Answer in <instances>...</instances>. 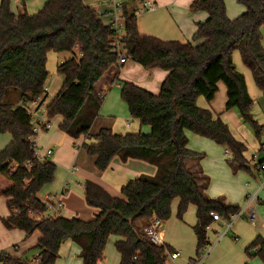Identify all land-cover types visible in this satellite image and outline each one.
Returning a JSON list of instances; mask_svg holds the SVG:
<instances>
[{
	"label": "trees",
	"instance_id": "16d2710c",
	"mask_svg": "<svg viewBox=\"0 0 264 264\" xmlns=\"http://www.w3.org/2000/svg\"><path fill=\"white\" fill-rule=\"evenodd\" d=\"M237 1L245 11L232 19L224 0H194L191 10L205 11L209 17L197 23L192 40L181 41L141 33L136 13L138 0H124L123 43L128 58L147 69L160 68L168 74L157 94L127 80L120 84L130 114L142 125H148L150 133L119 134L112 128H102L95 135L90 134V129L106 95L98 92L95 85L112 67L119 73L123 65L118 63L113 48L112 26L85 0H48L35 14L28 13L25 4L22 12H14L12 0L0 1V134L12 137L0 151V195L9 199L10 216L4 220L8 228L22 229L26 235L40 231L37 264H55L67 239L80 246L83 264H97L112 235L121 238L116 242L120 264H166L174 249L167 244H154L143 231L154 214L168 221L172 204L178 199L177 216L183 219L188 207L195 205L197 222L193 229L199 254L210 242L207 232L214 220L211 212L229 219L241 209L223 199H209L197 174L185 164L186 158L204 156L189 149L187 132L191 131L227 148L234 169L251 171L244 155L245 143L236 139L220 114L198 104L199 97L212 101L219 83L224 82L226 109H237L256 136L261 135L263 125L252 115L254 100L233 53L240 52L264 95V0ZM76 50L79 55L57 66L63 84L47 104L49 118L61 115L64 120L60 129L75 140L83 135L95 140L84 142L82 147L96 158L101 171L116 155L123 160L143 159L157 166L154 176L141 175L124 186L121 197L87 181L86 201L99 209L90 220L47 215L48 206L38 194L54 180L57 165L49 159H39L30 140L34 133L28 105L37 98L43 102L48 98V53ZM14 93H18L17 98H13ZM27 161L31 162L30 167L26 166ZM208 181L206 177V186ZM252 250L264 262L261 236L246 248L248 254ZM2 260L8 264L27 263L7 254Z\"/></svg>",
	"mask_w": 264,
	"mask_h": 264
},
{
	"label": "crops",
	"instance_id": "0c3cea01",
	"mask_svg": "<svg viewBox=\"0 0 264 264\" xmlns=\"http://www.w3.org/2000/svg\"><path fill=\"white\" fill-rule=\"evenodd\" d=\"M47 1L18 0L17 2H13L12 10L14 12H22L25 4L28 13L35 14ZM193 1L156 0V7L153 10L137 14L139 15L138 27L140 32L157 36L163 40H192L197 30V23L205 21L209 17L205 11L191 10ZM224 1L227 7V14L232 19L241 15L245 10L243 8L232 9L230 7V0ZM85 2L96 10L103 7V0H85ZM31 8L33 9L31 10ZM103 20L105 22L108 21V17H105ZM66 53L69 52L58 53L50 51L48 53L47 69L50 75L46 83L48 98L44 101L45 104H48L62 87L63 78L57 73V66L62 61L70 58L68 55L66 56ZM239 57L242 62L241 55ZM156 69L160 68H155L154 71L156 72L150 75V70L145 72L138 65L124 68L123 64L119 73H117L118 70L116 67H112L95 85L98 92H106V95L99 115L92 124L90 134L95 135L102 128H112L114 132L119 134L137 132L150 133L151 128L148 125H142L138 119L133 118L130 114L128 105L122 99L120 84L122 80H127L157 94L168 72L166 70ZM249 72L253 78V83L257 86L250 69ZM246 83L250 96L252 91L256 95L259 93L264 98L263 92L258 86L261 93L256 92L252 80L246 81ZM227 99V88L224 84L219 83V89L214 99L209 102L204 97H199L198 104L202 108L212 110L216 115L220 114L223 120L229 125L236 139L245 143L247 150L244 155L249 162L251 171L234 169L229 162L232 154L226 155L227 148L191 131L187 132L189 149L202 153L204 156L200 158H186L185 164L191 171L197 174L200 183L204 187L203 192L209 199H223L227 204L239 205L241 207L246 206V211L251 212L255 208L253 202L255 200L259 202L260 198L256 197L250 204H247L246 200L254 188V185L253 187L251 185L255 181H261V177H264V171H258L256 169V165L260 161H264V139L262 135L257 137L254 132L252 133L247 123H242L239 112L236 113L233 109H226ZM63 120L64 118L61 115L50 118V125L38 136L39 149L44 154L47 150H52L48 159L57 165L54 180L46 184L42 193L40 191L38 195L44 202L50 203L51 205L60 202L61 216L69 219L78 217L83 220H90L99 212L98 208L88 205L86 201L85 185L87 181L100 185L114 197H121L122 188L130 181L141 175L154 176L157 173V166L146 160L139 158L123 160L118 155L112 158L106 170L101 171L95 164L96 158L89 155L87 150L82 147L84 142L95 143V140L87 139L84 135L80 139L75 140L65 135L60 129ZM11 139L12 137L8 133L0 134V151L11 142ZM206 177L209 179L207 186L204 183ZM176 201L174 200L172 204V215L177 212L179 200ZM8 202L9 199L7 197L0 195V251L11 258L26 260V264H37L38 260L36 257L38 251L36 250V245L42 235L38 230L31 235H26L22 229L8 228L4 223V220L10 216ZM196 211V206L191 204L184 215L190 224L195 225L197 222V217L194 219V213L196 214ZM47 213H50V210ZM240 219L241 217L236 219L228 231H226L227 219L213 220L207 232L209 241L211 242L215 238L217 239L216 242H219L225 236L227 237L229 232L236 229V223L240 222ZM167 223H169V220L164 221L163 235L165 244L171 246L174 250H180L176 248H183V243L175 244L170 239H167V231L165 229ZM209 231H211L212 235ZM258 236L264 239L261 234H258L255 239ZM120 239L117 236L114 243L115 248L116 242ZM216 250L217 246H214L211 251L212 256ZM80 253V246L72 239H67L61 245L57 263L83 264ZM118 255L117 264H120L121 256L119 252ZM105 259L104 251L102 258L103 264H106L104 262Z\"/></svg>",
	"mask_w": 264,
	"mask_h": 264
},
{
	"label": "rangeland",
	"instance_id": "374dc122",
	"mask_svg": "<svg viewBox=\"0 0 264 264\" xmlns=\"http://www.w3.org/2000/svg\"><path fill=\"white\" fill-rule=\"evenodd\" d=\"M45 1V0H44ZM230 7L233 8H244V5L239 3L237 0H230ZM33 8H31L32 10ZM245 11V10H244ZM139 16V15H138ZM263 45H264V28H263ZM239 51H234L233 53V60L237 66L238 71H240L244 76L246 81L252 80L253 86L256 88V92H260V89L253 83V78L250 75L249 68L244 64L243 61L241 62ZM65 55V54H64ZM72 57L73 55H79V52L76 50L74 53H66V56ZM242 58V57H241ZM138 65L145 72H148L150 75L153 74L155 69H147L143 65L137 63L136 61L132 59H128L126 63H124V68H128L130 66ZM156 70H163V69H156ZM155 75V74H154ZM152 75V76H154ZM156 76V75H155ZM224 84V82H220ZM159 93V92H158ZM13 98H17L18 93L13 94ZM252 99L254 100V104L252 107V115L254 118L263 125L261 135L264 139V98L261 97V95H256L254 92L251 91ZM236 113H238L237 109H233ZM242 123L244 122L241 120ZM245 123V122H244ZM249 126V125H248ZM249 128L252 130V133L254 129L249 126ZM256 135V134H255ZM260 135V136H261ZM254 180V179H253ZM250 181V180H249ZM251 182V181H250ZM254 188L250 192V195H255L260 198V201H254L253 207L254 208V218L251 219L250 215L245 214V216L241 217V221L236 223L235 230H232L229 232L228 236L221 241L216 242L217 239L211 240V244L213 247L217 246V250L215 251V254L212 256L211 251L206 257V264H264V262L258 257L254 256V251L250 252V254L247 253L246 248L249 246V244L255 239V237L258 234H261L264 237V177H261V181H255L251 186ZM44 190V187L41 190ZM178 201V199H177ZM176 201V202H177ZM247 201V200H246ZM247 213H249L247 211ZM196 218V214L194 213V219ZM194 224H190L188 220L185 219H179L177 216V212L172 215L169 219V223L165 225V229L167 231V239H170L173 241V243H183V248H176L180 249L182 251V256L178 258L177 260H172L170 257L168 258L166 264H191V262L194 259H197L201 254L197 253V240L196 235L193 229ZM256 231V234H255ZM211 233V231H209ZM212 235V233H211ZM238 236V238H236ZM117 239V236H111L110 240L106 246L105 249V257L106 259L104 262L106 264H117V257H119L118 252L115 248V240ZM191 259H193L191 261ZM58 259L55 264H58Z\"/></svg>",
	"mask_w": 264,
	"mask_h": 264
},
{
	"label": "built area",
	"instance_id": "2783aa9c",
	"mask_svg": "<svg viewBox=\"0 0 264 264\" xmlns=\"http://www.w3.org/2000/svg\"><path fill=\"white\" fill-rule=\"evenodd\" d=\"M13 2H17L18 0H12ZM103 7L99 8L97 11L100 14V16L104 19L105 17H108V21H104L106 24L111 25L112 28L115 31L114 39H113V48L114 51L118 54V63L124 64L129 59L126 51L124 49V43L123 39L126 34V17L124 15L123 10V4L124 0H103L102 2ZM156 7V0H138L137 10L136 13L139 14L141 12L151 11ZM76 49L79 50V46L76 45ZM28 109L30 111V114L32 116L33 120V136L30 138L32 147L35 150V155L41 159V160H47L48 157L51 155L52 150H47V152L44 154L41 152V150L38 147V136L39 134L45 130L50 125V118L48 116V109L47 104H45L42 101V98H37L35 101L31 102L28 105ZM231 152L227 149L226 155H230ZM26 166L30 167L31 162L27 161ZM256 169L258 171H264V162L259 163L256 165ZM255 195H250L247 198V204H250L252 201L256 199ZM46 203V202H45ZM48 206V210H50V213H47L48 216H61V203L57 202L54 205H51L50 203H46ZM254 209L247 213L246 206L241 207V209L238 212L232 213L230 215V218L227 219V229L229 230L233 222L242 217L245 216V214L250 215V218H254ZM211 215L213 216L214 220H222L223 216L219 213L212 211ZM144 233L150 238V240L156 244V245H164V221L159 218L157 215H153L151 221L149 224L145 225L143 228ZM223 236V235H222ZM213 245L211 242L207 243L203 249L202 254L197 258L194 259L191 264H206V257L212 250ZM3 254L0 251V264H8L2 260ZM181 256L180 250H173L170 252V258L172 260H176ZM97 264H103L102 259H98Z\"/></svg>",
	"mask_w": 264,
	"mask_h": 264
}]
</instances>
